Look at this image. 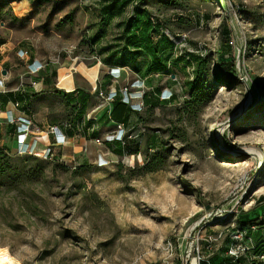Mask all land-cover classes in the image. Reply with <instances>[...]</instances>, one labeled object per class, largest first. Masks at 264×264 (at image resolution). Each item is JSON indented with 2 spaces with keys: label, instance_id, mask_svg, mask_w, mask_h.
I'll return each instance as SVG.
<instances>
[{
  "label": "rangeland",
  "instance_id": "rangeland-1",
  "mask_svg": "<svg viewBox=\"0 0 264 264\" xmlns=\"http://www.w3.org/2000/svg\"><path fill=\"white\" fill-rule=\"evenodd\" d=\"M105 1L0 0V59L8 57L18 76L24 65L16 54L24 49L56 66L71 64L94 82L98 65L89 66L98 59L109 63L103 60L108 50L100 47L119 38L121 21L132 14L128 6L94 44L90 38ZM151 2L143 8L159 24L153 42L166 34L177 44L186 35L182 48L200 42L212 49L227 20L230 34L223 40L232 51L225 58L233 62L234 81L213 83L210 56V97L189 112L183 107L186 73L152 74L151 86H170L177 99L162 105L151 100L157 106L132 118L129 126L138 129L141 142L136 152L109 159L103 143H87L68 158L57 150L54 167H44L37 184L9 192L0 187V246L21 264H176L203 258L204 248L212 252L221 232L241 233L239 242L248 246L264 238V0ZM58 85L72 88L70 74ZM46 101L52 114L64 112L61 98ZM123 112L116 109L110 118L121 121ZM11 139L7 129L0 135L7 147ZM117 147L106 144L116 156ZM163 149V160L154 163L159 169L144 170L145 161ZM95 154L104 156L102 166ZM243 216L260 224L242 230Z\"/></svg>",
  "mask_w": 264,
  "mask_h": 264
},
{
  "label": "trees",
  "instance_id": "trees-1",
  "mask_svg": "<svg viewBox=\"0 0 264 264\" xmlns=\"http://www.w3.org/2000/svg\"><path fill=\"white\" fill-rule=\"evenodd\" d=\"M149 0H106L105 4H101L98 9V29L94 30L90 41L94 44L100 45L101 39L106 33L105 29L108 27L114 17H120L125 12L128 6L132 7V14L127 17L126 20L121 21V32L119 38L113 43H106L105 46H101L100 49L108 50L107 55L103 57V60L108 65L127 67L138 78L145 80L150 86L152 83V74L167 73L175 75V70H183L186 73V78L183 82L184 90L188 93L189 98L184 101V110L192 111L195 107L202 105L210 97L211 88L208 87L207 76L209 75V57L212 56L215 59L213 68V83L218 82L224 85H230L234 81V67L233 62L229 56L232 49L228 42L223 38L227 37L229 28L227 20L222 21L219 27L220 40L217 46L212 49H208L205 46V53L202 55L195 52L198 49V42L188 49L181 48L180 53H177L178 45L174 43L166 34H161L158 41L153 42L152 37L159 29L158 22L154 21L153 16L143 8V4H148ZM216 1V0H215ZM207 16L205 15V19ZM102 25V27H101ZM105 27V29H104ZM189 50H193L192 52ZM177 53V55H176ZM146 60H140L143 58ZM128 63L133 64V68L128 66ZM152 79V80H151ZM212 83V84H213ZM155 93L145 92L143 96L144 109L148 107H155L152 105L151 100H155L159 105L173 102L177 99V94H173L172 98L168 101L160 100L159 94L162 86H152ZM75 99V107L77 114L81 116L88 104V94L85 92L77 91ZM113 109L111 114L117 109V107L123 108L122 110L123 120L119 121V124H125L131 122L128 120L126 110L132 111L129 105L125 104L120 97H116L113 100ZM118 107V109H120ZM125 109V110H124ZM139 113V112H137ZM140 117V116H139ZM129 125V124H128ZM113 144L118 143V147L115 149L118 153V157H123L125 154H131L136 152L141 147V142L136 140H130L125 145H122L119 141L105 142ZM139 147V148H135ZM110 151V150H109ZM166 150H160L152 154L150 158L145 161L143 169L146 171H154L159 169V164H154L155 161L161 162L163 153ZM163 160V158H162ZM57 160L45 161L37 156L24 155L18 156L10 154L4 147L0 146V187H5L6 191H12L19 189L20 185L24 184H37L44 179L43 169L49 163H52L54 167ZM29 162L35 163L28 168ZM157 162V163H158ZM153 164L155 166H153ZM41 179V180H40ZM258 218L253 220H247L245 216L239 219L240 229H245L250 223L260 224ZM249 223V224H248ZM234 230L229 234L230 236ZM260 238V237H259ZM233 242V241H232ZM249 251L242 253L237 260H234L227 254L228 258L233 259L235 264H259L252 256L264 254V240L262 237L256 244L250 245Z\"/></svg>",
  "mask_w": 264,
  "mask_h": 264
},
{
  "label": "crops",
  "instance_id": "crops-1",
  "mask_svg": "<svg viewBox=\"0 0 264 264\" xmlns=\"http://www.w3.org/2000/svg\"><path fill=\"white\" fill-rule=\"evenodd\" d=\"M147 3L153 4L151 0ZM7 60L8 57L0 59V78H2L5 83V90L0 93V135L7 129L9 133H11L12 139L10 140V148L6 146L7 143L4 140H0V146L4 147L10 154L15 153L16 127L7 122L5 111L12 108V102H19V107L13 110L15 116H25L26 118L31 119L32 123L37 129H39L41 134L48 133L47 140L44 142L42 141L39 144L40 152L44 149L47 143L54 144V137L49 130L51 127H57L64 135L65 141L62 145L55 146L54 150L55 152L58 150L57 152H59L62 157L65 156L68 158L71 157V155H68L70 153L82 152L87 143L90 145L91 143L98 145L96 144L95 139L102 140L105 135L113 132L115 126L120 123L119 121L114 122L110 118L114 105L113 102L103 103V101L97 96V92L99 90L107 92L111 88L120 89L137 77L126 67V72H123L120 79L117 82H114L108 74V69L111 66L103 64L102 61L98 59L96 64L89 66V68H92L98 65L96 79L93 77L95 80L92 82L89 78L86 80L71 64L68 66H62L59 64L56 66L55 63L44 62L33 56L29 62L32 60L41 62L44 65L42 69L36 74H30L26 68V58H24V60H22L24 65L22 73L15 76L13 66ZM66 74H70L71 76L72 88L70 89H67L68 86L65 85H62L64 88L57 86L59 79ZM85 84L87 85V88L85 87ZM145 85L147 87V92L155 93L156 90L154 91L152 86L146 81ZM166 87L173 90L167 85L162 88ZM77 91H83L88 94V104L81 116L77 114L76 108H74ZM12 93L16 94V96L11 97L10 95ZM46 97L61 98L63 101L64 112L60 114H52L53 107L51 104L47 103ZM95 101H98L99 103ZM119 108V110L123 109L121 107ZM125 114L127 115L128 120L132 122V118L134 119L138 117L140 113L126 110ZM131 122L125 124V126L129 127V125H134ZM101 146L107 150L105 155L108 154L107 157L109 159L112 157H118L113 155L109 149L106 148V143H103ZM56 155L59 156V154ZM98 158L101 161L105 160L102 155L95 154L92 156V159L95 162ZM257 229H260V232H262V228ZM226 232H224V234L221 232L222 235L220 240L213 245L214 250L212 252H209L204 248L203 253L205 256H203L202 260L198 261L197 258L191 257L187 261L181 260V262H177L176 264H235V261L228 258L226 254L228 245L233 241L232 236ZM262 240H264V238H262Z\"/></svg>",
  "mask_w": 264,
  "mask_h": 264
},
{
  "label": "built area",
  "instance_id": "built-area-1",
  "mask_svg": "<svg viewBox=\"0 0 264 264\" xmlns=\"http://www.w3.org/2000/svg\"><path fill=\"white\" fill-rule=\"evenodd\" d=\"M186 35H183L177 42L179 49L185 45ZM193 51V50H189ZM200 54L205 53V44L198 42V49L195 51ZM17 57L21 60L26 58V68L30 74H36L44 66L41 62L32 60L29 62L31 57L28 55V51L24 49H19L17 51ZM126 67L112 66L108 69V74L112 81H118L123 72H126ZM57 86L60 87L57 83ZM61 88V87H60ZM95 89V87H94ZM5 83L2 78H0V93L4 92ZM147 91L145 85V80H142L138 77H135L130 83L126 84L120 89L111 88L107 92L99 90L97 96L104 102L111 103L116 97H120L121 100L129 105L132 111L141 112L144 109L143 96ZM175 91L169 88H162L159 94L160 100L168 101L172 98ZM12 108H9L5 111V118L9 124H13L16 127L15 131V153L14 155L24 156L32 155L41 158L42 160H58L56 152L54 150L55 146H60L64 143L65 137L57 127H51L49 132L54 137V144H46L44 149L40 152L39 144L47 140V134H41L39 129H37L32 123L31 119L26 118L25 116H15L13 110L19 107V102L14 101L11 104ZM140 134L137 128L133 126L126 127L123 124H117L115 130L104 136L102 140L95 139L97 144L105 142L119 141L122 145H125L130 140L140 141ZM40 152V153H39ZM128 155V154H125ZM124 155V156H125ZM106 160H97L98 166H102ZM237 235V232L232 233L233 242L229 245L227 249V254L232 257L234 260H237L242 253L249 251L251 246H248L246 243L239 242L242 241V235ZM198 261L202 260L201 257H197ZM251 259L256 260L259 264H264V254H259L257 256H252Z\"/></svg>",
  "mask_w": 264,
  "mask_h": 264
},
{
  "label": "bare ground",
  "instance_id": "bare-ground-1",
  "mask_svg": "<svg viewBox=\"0 0 264 264\" xmlns=\"http://www.w3.org/2000/svg\"><path fill=\"white\" fill-rule=\"evenodd\" d=\"M0 264H21L7 247L0 246Z\"/></svg>",
  "mask_w": 264,
  "mask_h": 264
}]
</instances>
